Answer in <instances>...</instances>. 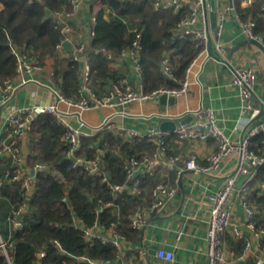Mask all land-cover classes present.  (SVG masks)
<instances>
[{"label": "built area", "instance_id": "built-area-1", "mask_svg": "<svg viewBox=\"0 0 264 264\" xmlns=\"http://www.w3.org/2000/svg\"><path fill=\"white\" fill-rule=\"evenodd\" d=\"M37 1L43 2V0ZM88 1L99 2L102 7H105L102 0ZM149 1L155 9L167 10L177 16L171 29L174 38L190 36L203 41V47L187 66L184 79L178 88L160 86L149 92L145 91L141 77L140 57L142 30L138 25H130L123 19V22L128 25V31L133 33L135 38L131 46L120 50L117 57L121 61L132 63L135 74L139 77L138 81L132 84L127 77H122L117 83L110 82L106 93L101 98L91 101L88 93L90 77L88 70L84 73L82 67L81 86L76 98L63 95L58 87L49 84L45 85L49 98L47 101L40 100L38 103L24 106H11L10 102L18 88L30 80L28 76L33 71L43 70V64L33 62L27 54L21 53L20 48L12 44V52L18 57L16 78L0 79V112L3 109L7 112L0 131V158L8 161L6 169L0 172V186L5 183H19L27 202L33 191L36 173L45 170L47 166L42 162H35L32 166H28L27 154L22 149L21 141L26 135H30L32 122L43 113L52 114L63 126L61 139L67 147L66 157L70 160L71 167L79 168L89 175L98 174L100 171L103 150L97 147L96 154L88 156L82 151L83 138L92 136L100 130H106L114 141H118L114 139V136L118 137L123 141L118 142L122 144L148 138L157 146L156 151H137L128 146L134 150V155L125 159L124 170L127 178L131 180V185L111 184L112 191L116 193L125 189L131 193H139L140 183L137 175L144 171H152V165L159 161H165L169 166L179 164V170H192L213 179L222 178L221 185L207 195L209 211L205 237L207 264H264V91L261 94L257 91L258 76L255 68L251 65L232 64L228 58L226 43L219 37L225 12L235 13L234 3L230 7L228 2L215 0L213 11L210 0ZM254 2L255 0H242L241 4L251 6ZM259 3L260 9L264 11V0H259ZM79 5L80 0H72L69 8L63 7L50 14L62 35L55 46L58 51L61 49L62 41L70 40L72 37L73 28L70 19L77 12ZM219 5L220 8H218ZM216 11L219 16L218 24L214 20ZM105 13H109L108 8ZM235 15L245 37L262 42V37L254 33L255 22L242 19L237 13ZM209 42L214 51L213 56L208 53ZM85 52L86 40L80 39L71 49L69 56L74 61L83 62ZM112 57L110 53H107L108 59ZM210 57H215L226 66L231 75V83L239 90L243 116L234 127V132L239 134L237 138L226 135L218 125L213 112L202 106L192 111V118L188 122L176 125L173 132L161 130L157 126L141 131L123 123L113 122L115 117L134 116L128 111V107L133 103L143 104L156 97L171 98L184 95L192 83L190 74L193 73V77L197 79L203 65ZM160 70L168 79H175L173 64L167 53L160 60ZM50 75H53V71ZM103 107L111 108L112 112L107 114L98 125L90 124L85 114ZM158 117L161 121L171 119V116L166 113H160ZM182 119L184 116L179 115L175 121ZM258 136L260 140L254 141V138ZM171 138L178 142H206L213 139L217 146L206 157V163L202 164L197 161L195 154L186 158L180 154L168 155L167 142ZM102 179L106 181L107 177L104 176ZM175 195L174 186L164 181L158 182L151 191V206L137 211L131 217L133 227L144 229L150 221L149 218L163 215L168 203L174 199ZM62 199L66 200V196ZM252 199L255 202L258 201L257 205L252 203ZM26 202L13 209L8 216V221L14 228L21 227L20 219ZM237 205L241 207L240 214L237 212ZM72 221L76 227L83 229L87 239L94 235L115 247L116 259L112 263L102 264H132L121 255L122 242L126 239L116 230L114 222L105 227L96 218L92 226L86 228L82 220L74 213ZM227 236L242 241L240 254H235L234 250L229 248ZM0 248L6 254V243L1 235ZM137 252L140 256H144L147 251L140 245L137 247ZM43 254L40 252L39 257ZM154 256L164 264H176L172 250L156 248Z\"/></svg>", "mask_w": 264, "mask_h": 264}, {"label": "trees", "instance_id": "trees-1", "mask_svg": "<svg viewBox=\"0 0 264 264\" xmlns=\"http://www.w3.org/2000/svg\"><path fill=\"white\" fill-rule=\"evenodd\" d=\"M71 1L0 0V79L16 75L18 57L12 52L13 44L33 62L43 64L51 57L54 85L63 95L77 97L82 61L60 56L55 46L62 35L50 16L63 7L69 8ZM233 2L242 19L255 22L254 33L262 37L264 44V11L260 9L259 0L249 7H242L241 0ZM102 3L109 13L105 17L106 10L102 7L97 14L90 55L95 96L101 98L110 82L117 83L123 77L119 71L108 68L107 53L117 57L122 48L131 46L135 35L128 31L127 23L138 25L142 30L140 57L145 91L160 86L180 87L186 68L203 47V41L190 36L174 38L171 29L177 16L155 9L149 0H102ZM166 53L173 64V80L160 70V60ZM63 131V126L50 113L40 114L32 122L27 164L42 162L47 168L36 173L27 202L19 183L0 186V235L6 243V254L0 248V264L112 263L117 257L115 247L94 235L87 239L83 229L75 226L72 214L79 217L86 228L91 227L96 218L105 227L114 222L116 230L126 240L135 241L141 237L143 229L133 227L131 217L151 206L153 187L161 181L170 186L178 185L174 172L160 168L137 175L139 193L125 189L114 193L111 184L131 185L124 170L125 159L134 155V150L154 152L157 146L148 138L122 144L114 141L106 130H100L83 138L82 151L88 156H94L97 147L103 150L100 171L89 175L71 167L66 157L67 147L61 139ZM259 140V136L254 138V141ZM7 165L8 161L0 158V172ZM104 176L106 181L102 179ZM24 202L21 227L14 228L8 216ZM252 203L257 205L258 201L252 199ZM227 243L235 254H240L241 240L227 236ZM40 252L44 253L41 257Z\"/></svg>", "mask_w": 264, "mask_h": 264}, {"label": "crops", "instance_id": "crops-1", "mask_svg": "<svg viewBox=\"0 0 264 264\" xmlns=\"http://www.w3.org/2000/svg\"><path fill=\"white\" fill-rule=\"evenodd\" d=\"M223 2L225 3V0ZM240 5L249 7L243 6L241 3ZM101 8L102 5L99 2L80 0L77 12L70 19L73 28L72 37L70 40L64 39L62 41L59 51L61 57H69L73 46L80 39L86 40V52L83 56L82 67L84 73L88 70L90 77L88 81L90 91L88 93L91 101L96 100L97 97L94 94V85L90 73V55L96 18ZM218 8H220V5ZM217 13L218 11L215 12L214 20L218 24L219 21H216ZM236 13L235 10V13L230 11L228 14H224L219 37L226 43L228 58L232 64L251 65L255 68L258 76L257 91L261 94L264 91V53L254 44L245 41L247 38L237 23ZM104 16L107 17V14L104 13ZM237 43L241 44L231 52V49ZM52 64L53 59L47 57L43 63V70L33 71L28 76L30 80L18 88L10 105L17 107L38 103L40 100L47 101L49 98L45 85H54L50 75V72L53 71ZM107 65L109 69L122 73L123 77H127L132 84L139 79L130 62L112 57L108 59ZM191 82L188 91L184 95L171 98L164 97L159 103L154 100L143 104L133 103L128 107V111L134 116L115 117L113 122L115 124L123 123L126 126L146 131L155 126L159 127L161 119L158 114L160 113L168 114L175 121L179 115L184 116V118H192V111L202 106L213 112L218 125L226 135L237 138L239 134L234 132V127L243 116L241 113V100L237 86L231 83V75L226 66L215 57H210L203 65L198 78L193 77ZM147 109H153V112L147 113ZM110 112H112L111 108L103 107L87 112L85 118L90 124L98 125ZM6 114V109L0 112V131ZM114 139L123 142L118 137L114 136ZM29 140V135H26L21 141L25 154H28L27 143ZM216 146V141L213 139L206 142H178L171 138L168 139L166 152L168 155L180 154L185 158L195 154L197 161L204 164L206 163V157L216 149ZM152 166V170L164 168L175 173L178 182L177 187L174 186L176 195L168 203L163 215L150 219L138 240L122 242L121 255L132 264L141 262L145 264H164L163 261L155 258L154 253L150 252L151 249L162 247L174 252L176 264H207L205 239L207 218L209 217L207 195L215 191L221 185L223 179L209 178L192 170H179V164L169 166L165 161H159ZM179 180H181V183ZM240 209L241 207L237 205L239 214ZM140 245L144 246L147 251L144 256H140L137 252V247Z\"/></svg>", "mask_w": 264, "mask_h": 264}, {"label": "water", "instance_id": "water-1", "mask_svg": "<svg viewBox=\"0 0 264 264\" xmlns=\"http://www.w3.org/2000/svg\"><path fill=\"white\" fill-rule=\"evenodd\" d=\"M210 2H211L212 9H213V11H214V10H215V0H210ZM228 2H229V6L232 7V5H233L232 0H228ZM216 21H219L218 13H217V19H216ZM245 41H249L251 44H254L255 46H257V47H258V48L264 53V44H263V42H261V41L255 39V38H249V39H246ZM245 41H244V42H245ZM240 44H241V43H237V44L231 49V52H233L236 48H238V46H239ZM208 53H209L210 56H213V55H214V51H213V48H212V45H211L210 42L208 43ZM163 98H164L163 96H162V97H156V98L154 99V101H155L156 103H159ZM190 118H191V117H187V118H184V119L179 120V121H174V120H172V119H170V120H165V121H161V122L159 123V129H161V130H169V131L173 132L174 129H175V127H176V125H180V124H182V123H186V122H188V121L190 120ZM107 175H108V177H109V173H107ZM179 182L181 183V180H179ZM208 214H209V213H208ZM150 252H151V253H154V252H155V249H151Z\"/></svg>", "mask_w": 264, "mask_h": 264}, {"label": "rangeland", "instance_id": "rangeland-1", "mask_svg": "<svg viewBox=\"0 0 264 264\" xmlns=\"http://www.w3.org/2000/svg\"><path fill=\"white\" fill-rule=\"evenodd\" d=\"M225 2H228V0H225ZM105 10H107V7H105ZM225 14H228V12H225ZM192 78H193V73L190 74V79H192ZM146 112L147 113L153 112V109H147Z\"/></svg>", "mask_w": 264, "mask_h": 264}]
</instances>
